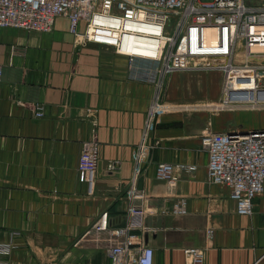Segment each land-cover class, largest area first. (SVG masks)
Listing matches in <instances>:
<instances>
[{"label":"crops","instance_id":"0c3cea01","mask_svg":"<svg viewBox=\"0 0 264 264\" xmlns=\"http://www.w3.org/2000/svg\"><path fill=\"white\" fill-rule=\"evenodd\" d=\"M67 26L58 16L49 32L0 27V243L13 244L8 263L110 264V232L85 231L103 210L109 228L123 226L137 205L145 210L146 229L138 233L153 249V264H192L183 251L189 246L204 248L202 264H264V188L250 213L238 212L229 189L208 179L200 140L207 129L264 127V111L211 109L218 70L172 72L162 90L167 110L154 120L136 178L140 195L132 197L155 82L135 77L124 54L82 43ZM248 112L262 116L230 121ZM90 139L98 142L97 165L85 172L78 157ZM161 162L196 168L175 170L168 184L156 176Z\"/></svg>","mask_w":264,"mask_h":264},{"label":"built area","instance_id":"2783aa9c","mask_svg":"<svg viewBox=\"0 0 264 264\" xmlns=\"http://www.w3.org/2000/svg\"><path fill=\"white\" fill-rule=\"evenodd\" d=\"M65 16L68 32L82 43L110 47L128 58L132 74L152 79L156 92L146 112L138 144L130 195L135 186L148 136L157 115L166 111L162 90L176 71L208 69L221 73L217 109L264 111V0H0V27L49 32ZM2 66L0 64V79ZM38 116L42 115L37 110ZM208 179L229 189L237 211L250 213L253 198L264 188V127L240 131L204 130ZM158 144L155 140L153 146ZM98 142H82L78 169L95 170ZM116 167L110 161L108 169ZM194 164L161 162L156 176L174 184L175 170L194 171ZM184 211L181 205L176 211ZM123 226L109 228L103 210L85 234L109 231L110 264H153V249L141 238L145 210L131 205ZM211 230L208 238H211ZM13 244L0 243V264ZM192 264H202L204 248H183Z\"/></svg>","mask_w":264,"mask_h":264},{"label":"rangeland","instance_id":"374dc122","mask_svg":"<svg viewBox=\"0 0 264 264\" xmlns=\"http://www.w3.org/2000/svg\"><path fill=\"white\" fill-rule=\"evenodd\" d=\"M205 73L207 72V71H204ZM206 81H208V83L206 84V86H210V87H212V89L214 88V78L213 77H210L209 79H205ZM211 101V100H210ZM211 102H213V103H210V108L211 109H213L214 110V108L215 109H217V106H216V104H214L215 102L214 101H211ZM213 104V105H212ZM214 107V108H213ZM212 110V111H213ZM218 110V109H217ZM219 110H221V111H223V110H225V111H230V110H228L227 108H225V109H219ZM254 111H256V110H254ZM214 112V111H213ZM260 116H262V114H259V112L258 113H253V112H248V113H246V115H242V113L239 115V114H237V113H233L232 114V117H231V119H230V121L231 122H233V123H237V121H239V120H248V121H255L257 118L259 119L260 118ZM264 116V115H263Z\"/></svg>","mask_w":264,"mask_h":264},{"label":"water","instance_id":"95a60500","mask_svg":"<svg viewBox=\"0 0 264 264\" xmlns=\"http://www.w3.org/2000/svg\"><path fill=\"white\" fill-rule=\"evenodd\" d=\"M231 130H235V129L232 128V129H229V130H227V131H231ZM240 131H247V129H240Z\"/></svg>","mask_w":264,"mask_h":264},{"label":"bare ground","instance_id":"6f19581e","mask_svg":"<svg viewBox=\"0 0 264 264\" xmlns=\"http://www.w3.org/2000/svg\"><path fill=\"white\" fill-rule=\"evenodd\" d=\"M204 70H208V69H204Z\"/></svg>","mask_w":264,"mask_h":264}]
</instances>
